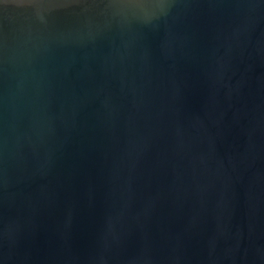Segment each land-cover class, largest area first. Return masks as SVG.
Wrapping results in <instances>:
<instances>
[{
  "label": "water",
  "instance_id": "1",
  "mask_svg": "<svg viewBox=\"0 0 264 264\" xmlns=\"http://www.w3.org/2000/svg\"><path fill=\"white\" fill-rule=\"evenodd\" d=\"M0 264H264V0H0Z\"/></svg>",
  "mask_w": 264,
  "mask_h": 264
}]
</instances>
